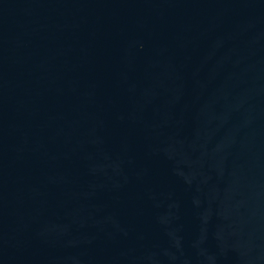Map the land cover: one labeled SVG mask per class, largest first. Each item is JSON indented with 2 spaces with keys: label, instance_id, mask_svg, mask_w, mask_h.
Returning a JSON list of instances; mask_svg holds the SVG:
<instances>
[{
  "label": "water",
  "instance_id": "1",
  "mask_svg": "<svg viewBox=\"0 0 264 264\" xmlns=\"http://www.w3.org/2000/svg\"><path fill=\"white\" fill-rule=\"evenodd\" d=\"M0 264H264V0H0Z\"/></svg>",
  "mask_w": 264,
  "mask_h": 264
}]
</instances>
